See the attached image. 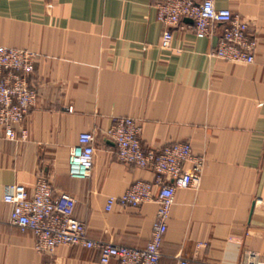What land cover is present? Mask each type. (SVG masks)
<instances>
[{
  "label": "crops",
  "instance_id": "1",
  "mask_svg": "<svg viewBox=\"0 0 264 264\" xmlns=\"http://www.w3.org/2000/svg\"><path fill=\"white\" fill-rule=\"evenodd\" d=\"M160 1L0 0V46L36 55L38 96L25 138L9 140L0 127V264L98 262V250L80 246L39 253L32 232L9 223L6 188L32 191L39 175L55 195L76 199L74 217L91 239L147 244L154 202L106 209L110 197L155 178L117 159L107 130L118 117L138 122L144 149L183 141L204 158L199 184L175 191L159 264H247L250 254L264 263V0H213L247 21L252 64L211 56L222 26L200 39L189 18L162 48ZM84 132L95 136L94 164L77 179L68 157Z\"/></svg>",
  "mask_w": 264,
  "mask_h": 264
},
{
  "label": "built area",
  "instance_id": "2",
  "mask_svg": "<svg viewBox=\"0 0 264 264\" xmlns=\"http://www.w3.org/2000/svg\"><path fill=\"white\" fill-rule=\"evenodd\" d=\"M157 19L165 27L160 46L171 48L172 28L189 18V26L197 38L211 36L216 25L222 30L211 56L230 63L252 64L256 39L249 33L248 23L229 9H217L213 0H161L156 4ZM36 55L27 49L0 46V127L9 140L18 133L25 138L22 123L37 103L35 87ZM141 127L129 117L113 119L107 135L114 142L117 159L125 165L150 169L152 181L138 180L119 197H110L106 209L114 205L140 207L154 202L156 215L150 239L144 247H128L91 239L86 225L74 217L76 199L65 192L54 194L50 182L39 175L32 191L22 184L6 188L3 202L11 206L9 223L29 230L35 248L42 254H53L61 246H80L99 251L97 264H159L161 246L168 229L175 191L197 186L204 158L193 153L189 142H173L160 149H144L140 141ZM95 155V136L84 132L68 157L69 175L83 179L91 174ZM189 164V168L185 165ZM247 264H264L255 255L247 256ZM187 264V263H183Z\"/></svg>",
  "mask_w": 264,
  "mask_h": 264
},
{
  "label": "water",
  "instance_id": "3",
  "mask_svg": "<svg viewBox=\"0 0 264 264\" xmlns=\"http://www.w3.org/2000/svg\"><path fill=\"white\" fill-rule=\"evenodd\" d=\"M191 20V19H190ZM191 23H192V20H191Z\"/></svg>",
  "mask_w": 264,
  "mask_h": 264
}]
</instances>
